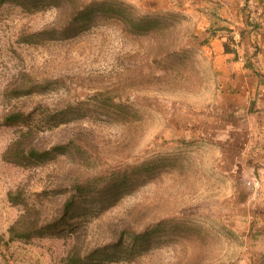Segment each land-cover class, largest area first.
<instances>
[{
	"label": "rangeland",
	"instance_id": "374dc122",
	"mask_svg": "<svg viewBox=\"0 0 264 264\" xmlns=\"http://www.w3.org/2000/svg\"><path fill=\"white\" fill-rule=\"evenodd\" d=\"M111 1L0 0V264H264V0Z\"/></svg>",
	"mask_w": 264,
	"mask_h": 264
},
{
	"label": "trees",
	"instance_id": "16d2710c",
	"mask_svg": "<svg viewBox=\"0 0 264 264\" xmlns=\"http://www.w3.org/2000/svg\"><path fill=\"white\" fill-rule=\"evenodd\" d=\"M48 4H52L53 6L61 9L67 10V17L61 24H53L52 27H44L42 30L37 31L38 35L44 36L46 39H60L67 38L73 35H76L80 31L84 30L86 26L91 22V18L94 12H102L106 15L108 12H114L115 16L121 19L119 11H116V7L124 10V14H128L125 18L127 22L131 25L135 26V29L138 31H147L150 28H159L166 29L167 21L162 17H154V16H143V17H133L126 11V7H124V3L121 1H111V0H94L92 2H82L79 0H46ZM117 9V10H119ZM111 10V11H109ZM114 10V11H112ZM91 16V17H90ZM153 26V27H152ZM174 52V51H173ZM246 66H251L250 63H246ZM257 74L260 75V73ZM64 145L58 144L51 147V149L38 150L35 147L30 149V154L28 156L44 158L47 159L52 150L57 151L58 149L63 148ZM29 151V150H28ZM28 151H24V155L28 154ZM19 154V153H18ZM70 205V203H69ZM67 210L69 207L66 208ZM45 229L38 227L36 224L33 225L32 229H26L22 233L16 235V238L23 239L28 238L37 232L41 233ZM142 236H146L147 232H143Z\"/></svg>",
	"mask_w": 264,
	"mask_h": 264
}]
</instances>
